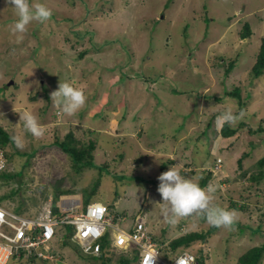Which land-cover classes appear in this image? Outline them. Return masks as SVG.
Here are the masks:
<instances>
[{
  "label": "rangeland",
  "instance_id": "1",
  "mask_svg": "<svg viewBox=\"0 0 264 264\" xmlns=\"http://www.w3.org/2000/svg\"><path fill=\"white\" fill-rule=\"evenodd\" d=\"M29 2L46 4L52 15L44 23L30 24L25 33L13 35L16 17L6 0H0V127L23 141L22 148L16 143L6 146L9 166L0 173V204L21 215H36L50 197L60 201L56 196L60 189L84 199L83 191L88 193L99 184L92 200L109 202L110 215L126 232L142 216L160 245L163 260L190 250L201 263L205 258V264H239L240 256L262 245L264 180L258 185L251 182V176L264 156V131L258 130L264 127V73L255 78L250 71L261 44L258 28L264 10L259 8H264V0ZM239 17L250 21L256 31L247 43L238 36L234 40L239 43L232 40L238 34ZM223 33L233 41H228L232 47L211 46L213 53L207 55L205 48ZM226 49L228 53L221 55ZM236 51L241 53L238 62L225 77L227 54ZM60 81L81 89L87 98L71 116L51 100ZM99 86V94L91 101ZM236 87L244 102L251 94L248 111L229 124L237 132L225 137L216 117L226 109L233 113L237 109L238 97L226 94ZM216 93L220 103L207 97ZM22 112L37 117L43 128L41 137L24 130ZM88 128L96 131L89 134ZM71 130L79 142L70 146L82 148L90 139L97 143L92 151L95 165L80 173L60 144ZM162 165H167V171L175 167L199 184L213 171L208 183L216 188L210 194L211 203L234 210L235 224L219 227L206 241L173 250L170 243L179 235L206 233L211 225L195 214L177 218L175 223L163 220L161 206L156 205L162 202L157 191L158 177L166 172ZM120 199L128 203L123 211ZM85 204L83 200L82 207ZM161 221L165 224L162 231L157 228ZM74 231L75 227L62 225L50 243L56 249L54 256L40 264H102L101 258L82 253L71 239ZM111 231L109 236L115 234ZM127 239L118 238L119 249L108 245L105 264H119L123 258L138 263L134 246L123 247ZM136 253L137 259L133 258ZM26 262L12 259L9 264Z\"/></svg>",
  "mask_w": 264,
  "mask_h": 264
},
{
  "label": "built area",
  "instance_id": "2",
  "mask_svg": "<svg viewBox=\"0 0 264 264\" xmlns=\"http://www.w3.org/2000/svg\"><path fill=\"white\" fill-rule=\"evenodd\" d=\"M8 166L6 147L0 145V173L7 171ZM58 206V216H54L52 200L36 215H21L0 204V264H8L14 256L26 257L28 260L35 255L47 258L50 243L62 225L75 227L72 239L80 245L84 254L100 255L103 237L114 230L112 244L117 246L118 238L128 236L127 241H123V247L126 245L128 248L132 244L139 254L141 264H197L196 255L190 250L170 257L172 260H163L160 245L148 232L142 219L126 232L113 220L102 203L90 202L82 209L81 202L76 199L62 198ZM24 251L26 253L23 255Z\"/></svg>",
  "mask_w": 264,
  "mask_h": 264
},
{
  "label": "clouds",
  "instance_id": "3",
  "mask_svg": "<svg viewBox=\"0 0 264 264\" xmlns=\"http://www.w3.org/2000/svg\"><path fill=\"white\" fill-rule=\"evenodd\" d=\"M6 2L13 9V14L16 17L14 24L11 26V33L13 35L18 33L19 34L25 33L30 24H32L33 22L44 23L47 20H49L52 15L51 9L44 3H30L29 0H6ZM86 99L87 98L85 93L81 89L74 87L69 82L60 81L57 90L51 93V100L54 102V104L59 106L61 110L69 116L73 115L80 108H82L86 103ZM19 115H20V122L21 121L23 122V128L26 132L31 133L33 137H37V138L43 135V128L34 114L29 112H22L19 113ZM243 116H244L243 111H241L237 115L234 114L231 109H226L224 112L220 113L216 117V124L218 127L226 123L234 124L239 119H242ZM14 140L17 147L19 148L23 147V141L20 136L14 137ZM158 180H159V185L157 191L162 198V202H157L156 205L161 206V214L165 222L175 223L177 218L188 217L195 214L198 216H203L206 219V222L214 227L231 228L235 224L237 220V216L234 210H228L222 207L214 206L211 203L212 195L210 194L216 191V188L211 183L207 186V188H203L200 186L199 183L195 181V178H188L182 176L180 172L176 170L175 167H171L168 171L163 172L158 177ZM65 195L68 194L62 195L59 198V200L61 201L62 198L74 199L71 197H67ZM50 200L54 202L53 197H50L49 201ZM79 202L82 201L79 200ZM92 202L97 203V201H92ZM58 203L56 204L58 205ZM98 203L104 204L108 209L107 204L103 202H98ZM108 213L110 215L109 209H108ZM121 221L123 222L126 221V217L123 216ZM64 226H71V225H64ZM132 227L133 225H131V228ZM59 228H58V232H59ZM65 232L68 233L67 231ZM74 233L71 235V239L74 236ZM107 234H108V238L111 240L110 245H112L116 249H119L120 247L112 244L113 238L111 235H110L111 237L109 236V232ZM55 238L53 239V241H51L52 245ZM52 245L50 244L51 248L47 254V258H43L38 255H35L31 260H28L26 257L14 256L15 260L16 261L25 260L27 261L26 264H31V262L40 264L41 261L46 259L49 260L52 258V256H54L53 255L55 253L54 250L56 249H54ZM127 249H129V247ZM24 253L26 252L24 251L23 255ZM84 255L96 256V255H88V254H84ZM137 256L139 257V254ZM138 264H141L140 259H138ZM197 264H198V260H197Z\"/></svg>",
  "mask_w": 264,
  "mask_h": 264
},
{
  "label": "trees",
  "instance_id": "4",
  "mask_svg": "<svg viewBox=\"0 0 264 264\" xmlns=\"http://www.w3.org/2000/svg\"><path fill=\"white\" fill-rule=\"evenodd\" d=\"M252 34H253L252 27H251L249 22H246L243 25L241 37L242 38H248ZM221 55H223V54H221ZM227 56L230 58V61L227 63V69L225 70V77H229L231 75L232 70L234 69L236 62L238 61L237 56H231V55L229 56V54H227ZM148 59H151V57L149 55H148ZM148 61H150V60H148ZM250 73L255 78L260 77L264 73V37L261 39V44H260L259 52L257 54V59H256L255 64L253 65L252 71H250ZM122 80H124V79L122 78ZM100 86L97 89V94L95 96L93 95V98L91 99V101H94L95 98L97 97V95L99 94ZM239 92L241 93V89L239 87H236L234 90H231V91L226 93V94L231 95L233 97H238L240 104L237 107V109L234 111V114H237V115L241 111H243L244 113L248 111V107L246 105L249 103H248L247 99L251 95L248 92L247 98L245 99L246 101L244 102V99L242 98L241 94H239ZM207 95H208L207 96L208 99L211 97L212 99L213 98L216 99V102H218V103L221 102V96L220 95H218V94L217 95L207 94ZM90 107H91L90 105L87 106L88 110L90 109ZM102 113H105V114L108 113V115L110 114L108 109H105V110L102 109ZM246 122L243 121L241 123H243V124L245 123L248 126V124ZM92 129L93 128H88L87 132L89 134H92V133L94 134V132L96 130H92ZM250 130L252 131V129H250ZM258 130L264 131V127L262 125H260ZM236 132H237V129L230 128L229 124H227V123L223 124L222 133L225 137L231 136L232 134H235ZM253 132H256V131H253ZM73 134H74V131H72V130L70 132H68V134L66 135V140L63 142H60V144L62 145L65 152L71 154V156L74 160L75 166L78 167V168H76V171L80 173L85 167H93L95 165V163H94L95 157L92 154V151L95 150L97 143H95V141L90 139L91 140L90 144H88L82 148L72 147V146H70L71 142H74V143H76L77 141L79 142V140L76 139L75 134L74 135ZM9 143L15 144L14 137H12L9 134V132H7L6 130H4L3 128L0 127V145H2L3 147H6ZM6 156H7V152H6ZM240 163H241V159H240ZM257 163H258V171L251 176V182L259 185L264 180V156L260 157L259 160L257 161ZM162 169L164 171L165 170L167 171V165H162ZM212 172L210 171L208 173V176L201 180V182H200L201 187L205 188L208 185L209 181L211 180V178L213 176ZM112 177H114V176H112ZM110 178H111V176H109L108 182L111 185L112 183L110 182ZM96 184H98V183H96ZM98 186H99V184L96 185V188ZM96 188L95 189L93 188L92 191H88V193H86V190L83 191V192H85V194L83 195L85 197L83 199L86 203L85 207L90 202L95 201V200H92V197L97 192ZM113 189H114V187H113ZM74 193L75 192H69V191L65 192L63 189H60V190L56 191V196L59 199L64 194H74ZM56 203H57V201L54 197V208H53L54 216L60 215V207ZM109 205L110 204H107L108 208H109ZM234 206L238 207L237 203H234ZM85 207H82V209ZM240 209H242V208H240ZM263 216H264V214H263ZM218 228L219 227H214L211 225L210 229L206 233H204V232H190V233H187L185 235H179V237H176L175 239H173L171 241V243H170L171 247L173 250H176L180 246L188 247L193 242H195L197 240L206 241L208 236H210L213 232L217 231ZM260 228H261V225L259 226L258 230H261ZM103 239H102L103 245H102L101 254L99 256H93V258H95V257H96L95 259L101 258L103 261L102 264H105L106 263L105 260L107 259L106 255H107V251L109 248L108 245L110 244L111 240L108 238V234L105 235L103 237ZM66 242L68 244L69 241H66ZM136 255L137 254H135V256L133 258H136ZM263 255H264V243L260 246H253L246 253H244L242 256H240L239 264H260ZM12 259L15 260V257H13ZM131 262H132V260L130 258H123V259H121V262L119 264H130ZM198 264H205V258L203 259L202 263H201V258H200V262Z\"/></svg>",
  "mask_w": 264,
  "mask_h": 264
},
{
  "label": "crops",
  "instance_id": "5",
  "mask_svg": "<svg viewBox=\"0 0 264 264\" xmlns=\"http://www.w3.org/2000/svg\"><path fill=\"white\" fill-rule=\"evenodd\" d=\"M237 9H239V8H236V11H237ZM259 10H264V8L262 7V8H259ZM259 10H258V8H257V12H259ZM239 11H240V9H239ZM245 10H243L242 12H244ZM234 12H235V10H234ZM244 14H246V12H244ZM241 20L243 21V23L241 22ZM237 22H239V24L237 25H235V26H237L236 27V29L235 30H238V34H234V36H233V39L232 40H234L235 38H236V36H238V38L240 39V40H242V41H244V42H249L248 40L250 39V38H252V36L254 35V33H256V31H255V29L252 27V24H251V22L250 21H244V19H243V17H239L238 18V21ZM246 22H249L250 23V25H251V27H252V31H253V34L251 35V37H249V38H246V39H243L242 37H241V31H242V28H243V25L246 23ZM234 24V23H233ZM233 24L231 25V27H230V32H232L233 30H232V27H233ZM263 28H264V14L263 15H261L260 16V27L258 28V30H260V33H261V37H260V39H262L263 37H264V33L262 34V30H263ZM230 38H228V36L226 35L225 36V34L223 33L222 35H220L219 37H218V39L217 40H214L212 43H209V45H208V47L207 48H205V49H208V51H207V55H210V53H209V51L210 50H212L211 49V46H213V47H215V46H222V47H227V45H228V47H232V43H228V41H231V42H233ZM234 42H236V43H239L238 41H236V40H234ZM206 43H207V41H206ZM216 44V45H215ZM204 46H205V44H204ZM251 47H252V45H250ZM258 48H260V45L258 46ZM258 48H257V50H258ZM255 51L257 54H258V51ZM223 52H221L222 54H226V53H228V49H226V51L225 50H222ZM240 51V50H239ZM239 51H236V53L234 54V55H232V53H230L232 56H237V57H239L240 56V52ZM210 52H212V51H210ZM239 52V53H238ZM213 53V52H212ZM230 54H229V56H230ZM208 58L207 59H209V58H211V59H214L212 56H207ZM238 59V58H237ZM205 61H208V60H205ZM238 62V61H237ZM255 64V63H254ZM115 128V127H114ZM120 128H123V127H120ZM120 138V137H119ZM65 196H67V197H71V198H74V199H76L78 202H79V200L80 201H83V197L80 195V194H78V193H74V194H68V195H65ZM111 198H109L108 200H110ZM95 201H97V202H103V201H98V200H95ZM120 201H121V199H120ZM82 203V202H81ZM104 203V202H103ZM109 202H107V204H108ZM118 203V202H117ZM119 205V207H120V209H121V211H123V209H125V208H127V206H128V203H125L123 200L118 204ZM159 227H160V229H159ZM165 227V224L163 225V223H162V221H161V224L160 225H157V228L159 229V230H161L162 231V229ZM173 229V228H172ZM170 230V233L172 234V235H174L175 234V232L173 231V230ZM172 231V232H171ZM169 233V234H170ZM170 234V235H171Z\"/></svg>",
  "mask_w": 264,
  "mask_h": 264
},
{
  "label": "bare ground",
  "instance_id": "6",
  "mask_svg": "<svg viewBox=\"0 0 264 264\" xmlns=\"http://www.w3.org/2000/svg\"><path fill=\"white\" fill-rule=\"evenodd\" d=\"M57 120V119H56ZM74 135V134H73ZM72 138V137H71ZM18 151V150H17ZM104 240V239H103ZM65 243V242H64ZM70 247V246H69ZM138 253V252H137ZM96 258V257H95ZM137 259V258H136Z\"/></svg>",
  "mask_w": 264,
  "mask_h": 264
},
{
  "label": "water",
  "instance_id": "7",
  "mask_svg": "<svg viewBox=\"0 0 264 264\" xmlns=\"http://www.w3.org/2000/svg\"><path fill=\"white\" fill-rule=\"evenodd\" d=\"M13 82V81H12Z\"/></svg>",
  "mask_w": 264,
  "mask_h": 264
}]
</instances>
